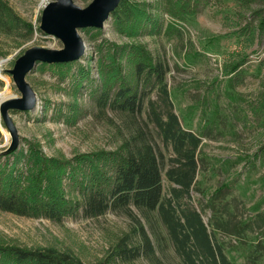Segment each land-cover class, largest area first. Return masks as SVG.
<instances>
[{"label":"rangeland","instance_id":"rangeland-1","mask_svg":"<svg viewBox=\"0 0 264 264\" xmlns=\"http://www.w3.org/2000/svg\"><path fill=\"white\" fill-rule=\"evenodd\" d=\"M6 1L36 31L30 38L25 32L0 34V101L23 97L10 71L26 51L37 46L64 48L61 40L40 30L45 7L56 0ZM72 1L82 9L94 2ZM258 7L243 9L235 0H213L194 17L177 20L165 14L161 34L139 39L167 67L166 91L157 84L148 86L141 114L100 108L97 103L99 44L130 41L115 31L112 18L103 29L79 30L86 53L71 75L62 81L37 65L26 77L36 93V106L29 112L9 110L20 148L26 149V140H36L47 155L70 158L113 151L143 134L163 154L167 200L178 188L167 177V171L177 166L176 155L153 122L152 108L164 119L173 111L185 130L201 138L197 176L189 196L179 202L181 207L201 214L232 263L264 264V128L256 111L264 96V33L258 30L254 13ZM233 68L237 72L230 73ZM84 72L89 76L78 91L79 74ZM11 144L0 110V153ZM141 228L151 240L152 253L145 250ZM0 242L54 248L87 264H185L160 212L134 205L96 218L81 211L61 223L0 211ZM120 244L140 250V255L118 256Z\"/></svg>","mask_w":264,"mask_h":264},{"label":"trees","instance_id":"trees-1","mask_svg":"<svg viewBox=\"0 0 264 264\" xmlns=\"http://www.w3.org/2000/svg\"><path fill=\"white\" fill-rule=\"evenodd\" d=\"M211 1H123L111 18L115 31L130 42L117 44L106 40L97 48L99 107L141 114L148 86L157 84L166 91V65L157 61L139 39L145 34H161L165 14L177 20L194 17ZM235 2L243 9L259 5L254 13L258 30L264 33V0ZM94 30L99 29H85ZM35 31L34 26L21 18L6 0H0V34L11 36L25 32L30 38ZM81 58L67 63L38 65L41 71H51L64 81ZM237 70L233 68L229 72ZM79 76L78 91L89 72ZM75 105L77 107L78 103ZM256 111L264 128V96ZM152 117L165 144H171L176 155L177 166L167 171L168 179L178 187L173 188L172 198H163V154L158 153L143 134L124 141L113 151L77 153L70 158L49 156L40 142L26 140V149L19 146L10 154L0 153V211L61 223L81 211L87 218H96L109 210L130 205L148 211L158 210L185 264H234L209 232L201 214L195 209L183 208L179 203L189 196L194 185L198 171L196 152L201 138L185 130L173 111H169L164 119L152 108ZM141 230L145 250L152 253L151 240L144 229ZM117 253L130 259L138 257L140 250L123 248L120 244ZM0 264L87 263L54 248L31 249L0 242Z\"/></svg>","mask_w":264,"mask_h":264},{"label":"water","instance_id":"water-1","mask_svg":"<svg viewBox=\"0 0 264 264\" xmlns=\"http://www.w3.org/2000/svg\"><path fill=\"white\" fill-rule=\"evenodd\" d=\"M127 0H94L86 9L74 4L72 0H56L49 3L43 12L40 30L49 36L61 40L64 48L60 50L34 47L18 59L11 72L14 82L22 93V98L2 99L0 110L5 124L11 133L12 144L2 154H10L19 147L20 139L16 133L9 110L25 112L33 109L37 103L35 91L26 77L38 64L67 63L79 60L86 53L84 40L79 30L103 29L105 23L119 5Z\"/></svg>","mask_w":264,"mask_h":264}]
</instances>
